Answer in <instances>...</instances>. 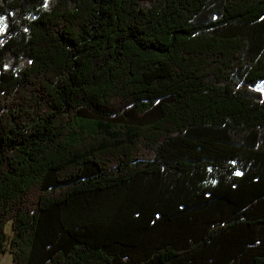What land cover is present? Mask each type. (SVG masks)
<instances>
[{
  "label": "trees",
  "instance_id": "1",
  "mask_svg": "<svg viewBox=\"0 0 264 264\" xmlns=\"http://www.w3.org/2000/svg\"><path fill=\"white\" fill-rule=\"evenodd\" d=\"M0 22V258L264 264V0H0Z\"/></svg>",
  "mask_w": 264,
  "mask_h": 264
},
{
  "label": "rangeland",
  "instance_id": "2",
  "mask_svg": "<svg viewBox=\"0 0 264 264\" xmlns=\"http://www.w3.org/2000/svg\"><path fill=\"white\" fill-rule=\"evenodd\" d=\"M3 28L2 23L0 22V30ZM254 89L260 92L263 95L264 98V83L260 82L256 86H254ZM12 263V258L10 254L6 253L1 256L0 258V264H11Z\"/></svg>",
  "mask_w": 264,
  "mask_h": 264
},
{
  "label": "snow or ice",
  "instance_id": "3",
  "mask_svg": "<svg viewBox=\"0 0 264 264\" xmlns=\"http://www.w3.org/2000/svg\"><path fill=\"white\" fill-rule=\"evenodd\" d=\"M237 175H240V173L238 172Z\"/></svg>",
  "mask_w": 264,
  "mask_h": 264
}]
</instances>
